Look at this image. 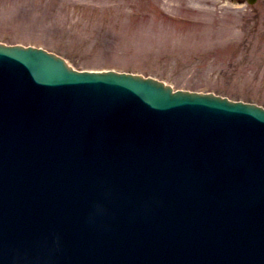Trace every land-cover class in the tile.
<instances>
[{
    "label": "water",
    "instance_id": "95a60500",
    "mask_svg": "<svg viewBox=\"0 0 264 264\" xmlns=\"http://www.w3.org/2000/svg\"><path fill=\"white\" fill-rule=\"evenodd\" d=\"M0 264H264V109L0 42Z\"/></svg>",
    "mask_w": 264,
    "mask_h": 264
},
{
    "label": "rangeland",
    "instance_id": "374dc122",
    "mask_svg": "<svg viewBox=\"0 0 264 264\" xmlns=\"http://www.w3.org/2000/svg\"><path fill=\"white\" fill-rule=\"evenodd\" d=\"M243 11L251 15H236ZM0 41L44 46L77 68L140 72L264 104V0H0Z\"/></svg>",
    "mask_w": 264,
    "mask_h": 264
}]
</instances>
